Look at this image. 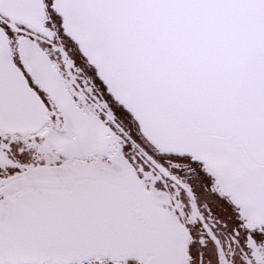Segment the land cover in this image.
Returning <instances> with one entry per match:
<instances>
[{
    "label": "snow or ice",
    "instance_id": "6c2138e0",
    "mask_svg": "<svg viewBox=\"0 0 264 264\" xmlns=\"http://www.w3.org/2000/svg\"><path fill=\"white\" fill-rule=\"evenodd\" d=\"M0 264H264V0H0Z\"/></svg>",
    "mask_w": 264,
    "mask_h": 264
}]
</instances>
